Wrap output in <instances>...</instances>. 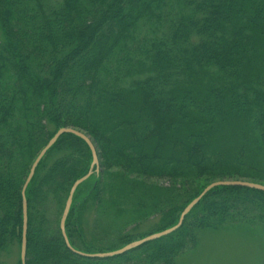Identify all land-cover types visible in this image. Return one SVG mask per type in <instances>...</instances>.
I'll return each instance as SVG.
<instances>
[{
    "label": "trees",
    "instance_id": "1",
    "mask_svg": "<svg viewBox=\"0 0 264 264\" xmlns=\"http://www.w3.org/2000/svg\"><path fill=\"white\" fill-rule=\"evenodd\" d=\"M0 33V264L14 249L22 264L23 189L61 129L87 136L102 169L66 222L82 254L176 227L214 183L264 186V0H0ZM92 163L86 142L65 134L38 166L26 264H176L203 231L264 238V193L220 187L170 236L79 256L61 221ZM127 210L160 223L124 232Z\"/></svg>",
    "mask_w": 264,
    "mask_h": 264
},
{
    "label": "rangeland",
    "instance_id": "2",
    "mask_svg": "<svg viewBox=\"0 0 264 264\" xmlns=\"http://www.w3.org/2000/svg\"><path fill=\"white\" fill-rule=\"evenodd\" d=\"M101 173L100 166L99 171L95 169L91 178L79 187L81 191L77 204L86 198L96 182V178H93H98ZM159 185L169 186L165 182ZM90 214L92 213H87V219L91 218L88 222L90 225L88 231L93 229L95 216ZM128 214L130 223L124 228V232L135 235L145 234L152 232L160 223L158 215L146 219L136 215L137 220L131 221V212ZM127 217L122 220L124 221ZM18 256V249H14L12 255L5 256L3 259L5 264H17ZM176 264H264V238L259 231L250 230L249 227H229L221 232L203 231L199 235L196 248L182 256Z\"/></svg>",
    "mask_w": 264,
    "mask_h": 264
},
{
    "label": "water",
    "instance_id": "3",
    "mask_svg": "<svg viewBox=\"0 0 264 264\" xmlns=\"http://www.w3.org/2000/svg\"><path fill=\"white\" fill-rule=\"evenodd\" d=\"M65 134H73L79 138H81L82 140H84V142H86V144L88 145V147L91 150L92 153V157H93V163L91 166V169L88 173V175H86L85 177H83L82 179L78 180L74 186L71 189L69 198L67 200L66 206H65V210H64V214L62 217V221H61V230H62V235L63 238L65 240V243L67 245V247L75 254L85 257V258H89V259H110V258H115V257H119V256H123L133 250H136L138 248L143 247L144 245L150 243V242H154L157 240H160L164 237L170 236L173 233L177 232L184 224V221L186 219V217L191 213V211L202 201V199L208 195L211 191H213L216 188H220V187H239V188H244V189H249V190H254V191H258V192H262L264 193V186L259 185V184H253V183H248V182H217L214 183L212 185H210L209 187H207L203 193L197 198L195 199L183 212L180 221L178 223V225L170 230H167L165 232L159 233V234H155L152 235L146 239H143L141 241L132 243L128 246H126L125 248L116 251V252H112V253H107V254H96V255H86V254H82L79 252H76L67 237L66 234V222L67 219L69 217L72 205H73V200H74V196L78 190V188L84 184L86 181H88L91 176L94 174V170L96 169V171H99L100 168V162H99V157L96 151V148L94 147L92 141L85 136L84 134L74 131L72 129H61L58 131V133L54 136V138L49 142L48 146L41 152V154L38 156L37 160L35 161V163L32 166L30 175L26 181V184L24 186L23 189V210H24V234H23V239H22V247H21V263L22 264H26V257H27V225H28V204H27V199H26V193L28 190L29 185L31 184L36 170L38 168V166L40 165V163L42 162V160L44 159V157L47 155V153L53 148V146L58 142V140Z\"/></svg>",
    "mask_w": 264,
    "mask_h": 264
}]
</instances>
